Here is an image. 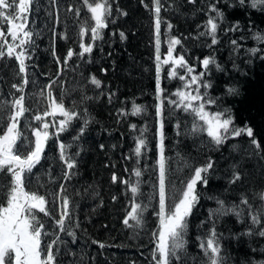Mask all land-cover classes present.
Segmentation results:
<instances>
[{
  "label": "trees",
  "instance_id": "16d2710c",
  "mask_svg": "<svg viewBox=\"0 0 264 264\" xmlns=\"http://www.w3.org/2000/svg\"><path fill=\"white\" fill-rule=\"evenodd\" d=\"M109 2L112 15L108 17V26L93 41L90 31L84 36L79 34L82 25L94 26L83 0H37L38 8L33 5L28 15L34 43L28 47L29 83L24 93L12 87L22 82L21 75H17L18 62L6 55L0 58V101L11 100L12 94L25 95V106L32 111L26 113L27 120L21 119L20 128L28 140L34 141L32 129L39 123L31 116L47 108V101L39 96L41 90L47 95V85L52 84L53 96L62 97L66 108L80 113L66 131L50 137L44 158L25 178L26 191L45 195L50 202L55 198L54 205H49L53 216L41 214L40 217L48 233L43 243H49L57 235L60 237L57 264H155L153 233L159 226L157 105L163 100L168 203L178 200L182 181L192 175V167L209 160L214 164L207 174L208 185L197 186L201 196L188 218L187 253L181 262H176L203 264V251L197 238H204L213 227L209 213L218 207L216 200L209 197H218L229 206L240 204L242 197H247L254 209L261 205L256 194L264 192V51L253 55L248 49L264 48V43L253 39L256 32L264 35V9L252 8L251 0H246L243 7L238 0H195V3L160 0L163 7L159 13V37L167 45L173 37L181 39V44L174 46L173 55H184L195 69L193 75L204 71L201 61L205 57H214L221 66L222 71L210 66L211 71L203 78L212 84L207 92L211 97L220 98V108L231 110L237 127L253 128L261 144L257 150L246 135L231 137L216 146L206 132L193 134V115L168 103L170 99H177L174 93L182 87V82L169 75V64H164L162 58L156 59L154 0ZM212 3L225 16L219 21L216 45H211L210 36L199 35L206 31L208 17L214 15L209 8ZM76 9L80 10L79 15ZM237 22L239 29L229 31ZM3 30L6 32V26ZM8 40L11 42L10 37ZM232 40L238 42V48H234ZM81 43L91 44V53L73 55L65 62L68 50L79 53ZM158 63L163 89L159 99ZM93 76L101 82L100 87L91 83ZM229 88H235L237 94H228ZM134 104L143 111L132 114ZM207 107L209 111L218 110L217 105ZM62 118L59 113L45 117L51 125L50 133H57ZM141 135L147 146L137 156L135 147ZM60 143L70 146L67 154L76 162L67 180L64 173L69 170L60 159ZM233 145L238 148L234 149ZM234 168L241 178L229 183ZM134 169L142 172L139 178ZM113 174L118 177L116 183L112 180ZM124 180L132 184L140 181L142 195L136 202L148 206L142 228H130L123 223L132 206L130 189L120 182ZM9 181L10 176L0 173V204H6ZM60 185H64V195L70 200V219L65 225L74 236L59 231L54 222L60 215ZM240 206L245 210L243 217L229 214L215 220L221 254L225 264H257L264 261V237L257 234L260 225L252 224L248 206ZM249 229L252 234H248ZM100 243L106 246L101 248Z\"/></svg>",
  "mask_w": 264,
  "mask_h": 264
},
{
  "label": "snow or ice",
  "instance_id": "6c2138e0",
  "mask_svg": "<svg viewBox=\"0 0 264 264\" xmlns=\"http://www.w3.org/2000/svg\"><path fill=\"white\" fill-rule=\"evenodd\" d=\"M55 2V0H53ZM88 11L91 13V19L94 21V26L90 28L84 25L80 28V35L84 36L86 32L91 33V39L94 41L100 38L101 30L108 26V17L112 15V6L109 0H83ZM190 3H195V0H189ZM240 6H245L246 0H238ZM37 5V0H0V58L14 57L18 62V73L21 75L22 82L12 87L19 93H24L25 86L28 85L29 79L27 75L28 64L26 61L30 58L28 56V47L34 43V33L28 27V15L32 10V6ZM252 8L264 9V0H251ZM154 7L156 13L155 29H156V44H157V61H160L159 54V33L161 26V19L159 13L163 5L160 0H154ZM210 11L214 15H210L205 23V32L199 35H207L211 37V45L218 43L217 33L220 30L219 21L225 18L224 12L218 7L216 3L209 6ZM71 11V9H69ZM80 10L76 9V14L79 15ZM126 15V13H124ZM6 26V32L3 30ZM169 28L171 24L167 25ZM239 29V22L229 28V31H236ZM121 38H124V33H120ZM8 37L11 38L9 42ZM253 39L257 42L264 43V35L256 32L253 34ZM234 48H238L236 40L231 41ZM181 39L171 38L170 46L167 50V58L164 59V64H169L171 71L169 75L182 82V87L178 88L174 95L177 99L168 100L169 104L177 108H182L185 112H189L194 117L192 126V133L206 132L210 138V142L216 146H221L225 141L231 137H239L246 135L250 138V143L255 146L257 150L261 149L259 140L254 135L252 127L245 125L244 127H237L234 122V117L231 110L227 108H220L219 97H211L207 89L212 87L209 80L203 79L211 71L210 66H215L219 71L223 69L216 63L214 57H205L201 64L204 71L198 74H192L195 69L189 65L185 56L182 54L173 55L174 46L180 45ZM6 46V50H5ZM91 44H80L81 51L74 53L69 49L65 57V62L73 55L83 56L86 53H91ZM249 53L255 55L264 48L248 49ZM171 61V63H170ZM59 63V58H57ZM183 70V74H181ZM157 93L158 99L163 89L160 87L159 73L160 65L157 64ZM55 83V82H53ZM91 83L100 87L101 82L95 76L91 78ZM47 95L43 90L40 91L39 96L45 98L47 101V108L42 113H36L31 116V119L39 122L36 127L32 129L34 141L28 140L24 137L21 131V119H28L26 113H31V109L25 106V95L16 96L12 94L11 100L0 101V173H5L10 176L9 184L7 185L6 204H0V264H57V256L59 254L60 237L57 235L49 243L44 244V237L48 235L45 231V225L42 221L43 216L52 217L53 213L49 207L50 203L54 205L53 201H49L45 195H40L37 192H29L25 190V178L28 174L33 172V169L40 164L44 158L45 147L52 135H58L60 132L67 130L73 119L80 116V113L75 110L66 108L63 98L53 96L52 84L46 86ZM203 89V91H202ZM228 94L235 95L237 90L229 88ZM82 99H86L82 98ZM208 105H217L218 110L209 111ZM10 109V111H9ZM143 108L138 105H133V113L139 114ZM86 112V109H85ZM59 113L62 119L59 120L57 133L49 132L50 123L45 119L48 116H56ZM164 102L157 105V116L160 117L159 122V144H158V204L159 211L157 217L159 220L158 230L153 233L156 238L155 248L152 252V259L155 264H176L181 262L184 255L187 253V240L185 239L188 229V218L193 214V210L200 201V192L198 191V184L207 186L209 183V170L213 169L214 164L209 160L206 164L192 167V175L185 181H182L183 187L180 189L178 200L172 204L169 200V180H168V166L167 158L165 156V131H164ZM85 120V125L87 124ZM200 122V123H198ZM135 128V125H132ZM179 127V125H177ZM84 128L80 129L83 133ZM142 130V135H143ZM138 138L135 147V154L140 156L142 149L146 148L147 142L144 138ZM78 139V137L74 138ZM28 143L25 144V141ZM60 152V159L66 165L69 171L64 173V179L70 178V171L75 167L76 162L67 154V148L64 143L58 145ZM234 149L238 145H233ZM135 176L139 178L142 172L139 169H134ZM240 173L233 169L232 179L229 183H235L240 180ZM112 180L114 183L118 181V177L113 174ZM128 186L132 194L131 210L127 212L123 223L125 226L143 227L144 213L147 211V205L137 203L136 200L141 193L139 187L140 181L136 184L130 183L128 180L120 181ZM65 187L60 185L59 198L60 215L54 222L58 226L59 231L67 232L68 235L74 236L73 232L68 231L65 221L70 219V200L64 195ZM261 201L259 208L254 209L250 205L247 197H242L240 204H226L224 200L218 197H209L215 199L218 207L210 210V221L213 225L204 238L198 237L200 241L199 248L203 251V264H225L224 257L221 254V246L219 241V234L215 230V220L234 214L238 218L243 217L245 210L241 208L242 205L248 206V215L251 218L253 225H260L257 229V234L264 237V192L256 194ZM55 197V194H54ZM115 199V197H113ZM134 221L135 224H131ZM248 234H252L249 229ZM99 243V242H94ZM54 246L55 247L54 249ZM101 248L106 245L100 243ZM257 264H264V261H259Z\"/></svg>",
  "mask_w": 264,
  "mask_h": 264
},
{
  "label": "rangeland",
  "instance_id": "374dc122",
  "mask_svg": "<svg viewBox=\"0 0 264 264\" xmlns=\"http://www.w3.org/2000/svg\"><path fill=\"white\" fill-rule=\"evenodd\" d=\"M159 39H160L159 54L160 57L162 58V61H164V59L167 58V50L170 45L164 44L160 37ZM168 44H170V42ZM156 52H157V44H156Z\"/></svg>",
  "mask_w": 264,
  "mask_h": 264
}]
</instances>
